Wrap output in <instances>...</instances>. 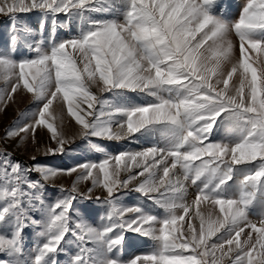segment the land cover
<instances>
[{
  "label": "snow or ice",
  "instance_id": "obj_1",
  "mask_svg": "<svg viewBox=\"0 0 264 264\" xmlns=\"http://www.w3.org/2000/svg\"><path fill=\"white\" fill-rule=\"evenodd\" d=\"M34 10L44 17L35 28L21 15ZM0 15L7 17L0 105L18 91L42 102L35 119L16 122L6 138H34L46 126L57 145L48 151L63 153L67 140L49 122L59 98L85 140L139 133L162 141L63 170L0 152V264H61V255L66 264H264V213L258 224L248 218L264 206V0H247L234 21L220 0H0ZM73 22L79 34L61 37L58 30ZM250 50L258 54L252 62ZM129 92L152 99L130 104ZM221 127L225 136L214 141ZM246 165L253 167H238ZM78 169L72 188L48 203L47 182ZM189 180L199 182L191 204ZM83 181L91 182L86 192L77 187ZM97 187L105 211L94 226L92 210L74 202L91 200ZM129 192L163 215L126 205ZM29 230L41 243L26 251ZM127 233L151 240V251L122 258Z\"/></svg>",
  "mask_w": 264,
  "mask_h": 264
},
{
  "label": "rangeland",
  "instance_id": "obj_2",
  "mask_svg": "<svg viewBox=\"0 0 264 264\" xmlns=\"http://www.w3.org/2000/svg\"><path fill=\"white\" fill-rule=\"evenodd\" d=\"M223 11L226 17L230 20L238 19L241 10L246 5L247 0H220ZM25 23L29 26L35 28L44 17L42 13L34 10L30 13L21 14ZM58 23H66L63 14L58 17ZM122 19V17H121ZM50 26V19L47 21ZM7 31V17L0 15V41L6 35ZM59 35L61 37L67 38L70 36H76L79 34L78 23L73 22L71 25V30L67 27L59 29ZM233 43L236 45L234 49L233 60L239 58V42L238 39L233 34L230 37ZM258 54L249 51L250 62L255 60ZM254 66H257L254 64ZM230 68V65L227 66ZM234 81L236 77L233 78ZM0 87H3V82L0 81ZM92 91L97 92V89L93 87ZM105 98H111L108 93L103 94ZM151 97H146L139 93H127L126 102L134 105H143L151 101ZM42 107V102H37L34 100L32 94L26 93L24 91H18L15 94L14 100L9 101L6 105H0V152H8L11 154L14 160L22 162L25 166H31L38 162L42 165L51 166L58 170L78 168L79 165L84 163H99L105 158V154L116 155L123 151H141L148 147H152L155 144H161L162 141L160 137L150 136L144 137L139 133L135 134L134 137H127L119 141L108 140L101 137H89L87 140L79 136L80 126L75 123L74 118L69 116L66 111V106H64L61 100L58 98L50 106V112L55 119H49V122L54 123L60 131L63 132L64 137L67 140L65 144V151L60 152H50L49 149H55L57 147L56 142L51 138V133L47 130L46 126H39L33 134H27V139L20 140L19 137L6 138V131L16 125V122H20L21 125L24 123H31L35 117L31 114L36 113L38 109ZM22 113H28L27 117H22ZM91 119V117H89ZM25 135L24 133L20 134ZM225 136V130L221 127L219 130L214 129L212 139L214 141H219ZM96 144L104 149V152H97L92 148V145ZM35 157V161L32 159ZM247 167L251 169L253 165L238 166ZM177 174H180V170H176ZM79 174V169L77 172L68 174L67 172H62L61 174L54 177L52 180L48 181L46 184V199L50 204H54L58 199L62 198L65 193L61 192V188L66 191L70 190L76 181L77 175ZM37 173H33L32 178L36 179ZM123 176V174H122ZM232 184L233 182H229ZM186 198L189 204L194 200L198 192V184L193 185L191 181H186ZM134 185H131L132 187ZM81 192H86L89 187H91L90 181H83L77 185ZM233 190H235V185H233ZM103 189L97 187L93 189L91 193V200L78 199L74 202L75 208L88 207L92 210L89 217V222L94 226L100 224V217L104 215L105 205L103 204ZM96 197H101L100 201L96 200ZM123 201L126 205L132 206L141 204L151 209L154 214L163 215V210L154 206L150 201H145V199L138 193L129 192L123 197ZM202 209L207 210L210 205H201ZM218 211V210H217ZM261 213H264V206L256 205L249 212V220L254 223H259ZM250 229H245L249 231ZM244 237L242 236V239ZM27 246L26 251H31L39 243H41L40 238L36 235L35 231L29 230V234L26 237ZM152 241L148 238L142 237L137 233H127L126 241L124 243L123 249L120 253L122 258L129 259L136 255H144L151 251ZM75 250L73 246V251ZM61 264H66L67 256H60ZM224 264H228L225 260Z\"/></svg>",
  "mask_w": 264,
  "mask_h": 264
}]
</instances>
